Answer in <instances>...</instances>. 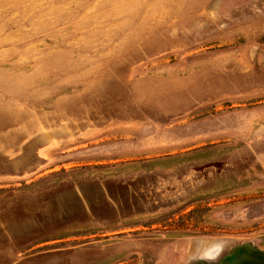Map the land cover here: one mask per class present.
<instances>
[{
  "label": "rangeland",
  "instance_id": "obj_1",
  "mask_svg": "<svg viewBox=\"0 0 264 264\" xmlns=\"http://www.w3.org/2000/svg\"><path fill=\"white\" fill-rule=\"evenodd\" d=\"M199 238L264 264V0H0V264Z\"/></svg>",
  "mask_w": 264,
  "mask_h": 264
},
{
  "label": "clouds",
  "instance_id": "obj_2",
  "mask_svg": "<svg viewBox=\"0 0 264 264\" xmlns=\"http://www.w3.org/2000/svg\"><path fill=\"white\" fill-rule=\"evenodd\" d=\"M228 241L222 238L193 240L189 254L184 264L203 261L204 264H216L223 255Z\"/></svg>",
  "mask_w": 264,
  "mask_h": 264
},
{
  "label": "water",
  "instance_id": "obj_3",
  "mask_svg": "<svg viewBox=\"0 0 264 264\" xmlns=\"http://www.w3.org/2000/svg\"><path fill=\"white\" fill-rule=\"evenodd\" d=\"M247 260H239L235 262L234 264H245Z\"/></svg>",
  "mask_w": 264,
  "mask_h": 264
}]
</instances>
